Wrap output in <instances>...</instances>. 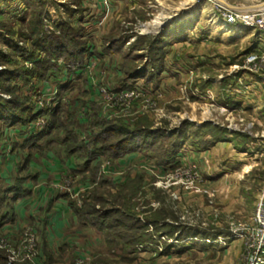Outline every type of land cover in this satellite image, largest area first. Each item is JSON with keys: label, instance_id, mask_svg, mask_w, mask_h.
<instances>
[{"label": "rangeland", "instance_id": "rangeland-1", "mask_svg": "<svg viewBox=\"0 0 264 264\" xmlns=\"http://www.w3.org/2000/svg\"><path fill=\"white\" fill-rule=\"evenodd\" d=\"M223 1L0 0V144L5 153L9 144L18 148L30 138L23 139V128L32 121L33 95L70 71L69 61L59 55L44 75L31 73L49 56L42 50L30 54L36 16L42 18V38L62 36L69 25L87 48L81 64L96 59L94 76L106 85L108 80L113 92L139 85L151 95L93 94L82 71L54 105L60 106L49 137L55 141L47 145L49 139L44 140L40 150L32 147L40 154L53 148L80 162L81 177L73 187L86 190L72 198L93 211L87 219H95L92 228L105 240L94 264H246L264 194V82L246 64L261 44L260 32L235 29L216 15L221 6L253 7L264 0ZM80 44L72 46L77 55L72 61L79 58ZM16 103L24 112L14 109ZM125 104L134 113L115 114ZM15 112H23L29 122L15 121L20 115L5 118ZM135 128H146L153 138L144 151L116 155L104 147ZM109 129L115 133L97 137ZM80 144L78 155L68 154ZM14 205L7 198L2 208ZM138 223L144 228L126 226ZM4 231L0 227V234Z\"/></svg>", "mask_w": 264, "mask_h": 264}, {"label": "crops", "instance_id": "crops-1", "mask_svg": "<svg viewBox=\"0 0 264 264\" xmlns=\"http://www.w3.org/2000/svg\"><path fill=\"white\" fill-rule=\"evenodd\" d=\"M21 145L5 153V146L0 144L3 189L15 185L19 177H25L23 183L30 192L15 201L13 221L20 225H36L46 263L51 259L54 264H72L80 255L99 256L104 248V238L94 228L80 225L68 198L62 195L65 192L57 188L66 176H73L76 181L73 186L79 184L80 162L75 161L74 155L56 152L53 148L40 154L38 150ZM133 154L130 153V157ZM22 165L24 167L20 170Z\"/></svg>", "mask_w": 264, "mask_h": 264}, {"label": "built area", "instance_id": "built-area-1", "mask_svg": "<svg viewBox=\"0 0 264 264\" xmlns=\"http://www.w3.org/2000/svg\"><path fill=\"white\" fill-rule=\"evenodd\" d=\"M216 16L217 18L223 19L227 25L235 27V29L243 26L260 32L258 39L261 41V44L257 49L247 55L246 64L248 69L257 74L264 82V8L245 10L221 6ZM32 65V63L29 64V66ZM96 66V59H88L82 69L67 70V74L61 76L59 78L60 80L54 76L55 78L50 79L49 84L43 86L37 94L35 93L32 102V114L35 117L26 128H23L25 136L36 135L45 129L48 124V112L61 100L60 93L69 84L75 83L76 77L82 71L87 72L89 75L90 90L93 91V94H105L112 98H117L118 96L121 98L123 96L130 98L142 96L148 99V96H151L146 89L139 85L131 89H122L119 92H113L108 80L107 84L109 85H106L105 82L102 83L94 76L93 71L96 70ZM65 71L66 68L64 69ZM129 106L130 104H125L123 107L115 110V114L122 112L133 114L134 112L132 110H128ZM138 110L142 111L141 108ZM138 110L135 113H138ZM0 123H3V121H0ZM14 131L16 132L15 127L9 128V132H12L13 135L16 134ZM7 148L9 152L12 151L11 144ZM108 171L114 174L119 173L118 169H114L113 167H109ZM73 183V176H67L57 185V188L62 192L70 194L71 197H75L80 192L86 190V187L75 189ZM255 222L256 226L252 228V231H254L252 233L254 242L250 245L249 253L245 257L246 264H262L264 262V194L257 205ZM0 227L6 230L4 231L5 233L0 234V249L6 251L7 254L6 264H20L24 260L34 261L36 264H47V259L42 256L41 242L36 225L31 223L20 225L13 220H4L0 222ZM72 264H94V262L91 257L80 255Z\"/></svg>", "mask_w": 264, "mask_h": 264}, {"label": "trees", "instance_id": "trees-1", "mask_svg": "<svg viewBox=\"0 0 264 264\" xmlns=\"http://www.w3.org/2000/svg\"><path fill=\"white\" fill-rule=\"evenodd\" d=\"M35 30L33 32V50L30 51L31 56H35V51L37 50H42L45 51L46 53H49V56L45 57L43 60H40L36 63V67L34 69L31 70V73L34 74V76H38L39 75H44V73L48 70H51L52 68L55 67V63H54V59L55 58H60L59 55H63L62 57H65L69 62L68 63V67L69 70H75L78 67H81L83 64H81L84 60L85 57V52H87V48H84V44H80L81 42L78 40V42L76 41V39L74 38L72 32H70V30L72 29L69 25H67V29L65 30V32L63 33V35H52V36H47V37H40L39 36V32H38V28H39V23H42V18L41 16H36L35 18ZM164 39V38H163ZM79 45L80 51L78 52V59L77 61H72V58H76L77 55H75L76 53L73 51V47H77ZM86 47V46H85ZM57 48L59 49L58 53ZM24 50L23 53L29 52L26 51L25 49H20L19 52H22ZM22 53V55H23ZM60 53V54H59ZM54 58V59H53ZM58 58V59H59ZM40 67V68H39ZM129 87H133L132 85H130ZM17 104V103H16ZM13 105L14 109L20 110L21 106L19 104L17 105ZM20 106V108H19ZM16 107H18L19 109H17ZM31 110L30 119H33L35 116L32 114V106L28 107ZM20 111H23V109H21ZM23 112H15V113H11V115L5 116L6 117H10L12 118L15 115H20L21 120H15L19 123L22 124H27L29 122V119L25 118V116H23ZM60 112V106L59 107H55L52 108L49 112H48V124L45 127L44 130H42L41 132H39L36 135H32L30 136V138H28L27 140H25V142L22 144L23 146H26L28 148H30L31 150L33 149L32 147H34L35 149L40 150L43 145L42 142L44 140H47L45 142V144L49 145L51 143H53L55 140L54 138H49L52 135V132L54 131V126H53V120L55 119L56 116H58ZM20 113V114H19ZM53 118V119H52ZM25 120V121H24ZM74 124H76V122H73ZM74 126V125H73ZM68 131V134H72V135H76L75 130L66 129ZM181 131L182 129L179 131V134L181 135ZM103 133H106V135L102 138V139H107L110 134H114L115 131H113L112 129L106 130L104 132H100L98 133L97 137H101V135ZM124 134V136L122 138H120V140H118L116 143H112L109 145L105 144V148L107 149H112L113 152L116 155H120L123 153H126L127 151H136V150H140V151H144L145 149H147V146L149 145L148 143H150V141H152L151 138L152 136L149 135L150 133H148V130L146 128H135V129H129L126 130L124 132H122ZM150 139V140H149ZM69 140V136H66V138H64V142H68ZM179 141H181V138H178ZM44 144V145H45ZM99 145V144H98ZM82 147H84V145L80 144L79 146H72L68 149L69 153L68 154H76L78 155V151L79 148L81 149ZM103 147V148H104ZM260 147V146H259ZM258 147V149H259ZM261 149V147H260ZM31 155L28 156V159H30ZM27 159V161H28ZM90 160H85L86 163H88L87 161H91L92 158H89ZM24 166H20V170L23 168ZM82 171V170H81ZM84 171H86V169H84ZM25 179V177H19L17 179V182L15 185H13L12 187L0 191V221H4V220H13L15 213H14V207H12V209H9V211H4V209L2 208V205L5 203L6 199H10L12 201H16L19 198H23L25 196H27L30 192L29 189L26 188L24 186L23 180ZM63 196H66L68 198L69 201V205L72 208V210L75 212V214L78 217L79 223L81 226L83 227H94L95 226V219L92 221V223H89L88 219H87V215H94L93 211H89L83 208L82 205H79L77 203V200H74V198H72L70 196V194L68 193H63ZM128 227V229H143L144 228V224L138 223V224H128L126 225ZM6 251L1 250L0 249V264H6ZM20 264H33L30 260H24L22 261ZM47 264H54L53 261H51V259L48 261Z\"/></svg>", "mask_w": 264, "mask_h": 264}, {"label": "bare ground", "instance_id": "bare-ground-1", "mask_svg": "<svg viewBox=\"0 0 264 264\" xmlns=\"http://www.w3.org/2000/svg\"><path fill=\"white\" fill-rule=\"evenodd\" d=\"M220 1H222L223 3H225L223 0H220ZM229 6V5H228ZM229 7H233V8H238V9H245V10H250V9H258V8H264V3H262V4H259V5H257V6H253V7H235V6H233V5H230Z\"/></svg>", "mask_w": 264, "mask_h": 264}, {"label": "water", "instance_id": "water-1", "mask_svg": "<svg viewBox=\"0 0 264 264\" xmlns=\"http://www.w3.org/2000/svg\"><path fill=\"white\" fill-rule=\"evenodd\" d=\"M167 22V21H166ZM166 22L163 24V25H165L166 24Z\"/></svg>", "mask_w": 264, "mask_h": 264}]
</instances>
